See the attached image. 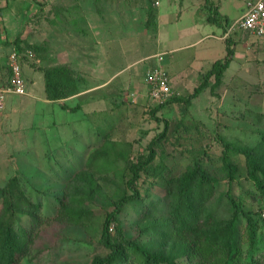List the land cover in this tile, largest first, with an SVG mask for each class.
<instances>
[{"label": "rangeland", "instance_id": "obj_1", "mask_svg": "<svg viewBox=\"0 0 264 264\" xmlns=\"http://www.w3.org/2000/svg\"><path fill=\"white\" fill-rule=\"evenodd\" d=\"M27 1L33 3V7L21 28L32 46L22 54L23 71L38 70L35 72L38 80L32 89V96L10 94L4 105L0 104V211L2 190L9 179L16 177L26 196L33 202L41 203L44 218L35 230L32 251L20 264H91L94 257L107 255L109 250L101 238L103 221L113 209L115 200L124 193L131 194L132 190L127 186L132 175L130 166L149 155L151 148L154 158L140 171L135 182L140 197L125 205L118 215L126 237L149 251L161 248L158 230L168 224L169 203L173 201L177 179L188 168L198 164L215 177L208 207L217 217L226 219L232 214L233 207L227 195L229 191L240 209L257 220L256 254H259L264 248V196L248 177L242 154H230L237 165V172L232 183H229L222 168V154L224 142L250 147L259 141L260 133H264V40L242 30H234L231 43L236 46L235 49H239L236 60L240 59L237 65L235 60L225 72L221 83L214 90L210 84L189 102L169 103L153 115L151 110L155 103L150 99L129 96L138 88L140 92H145L141 76H136L140 82L136 83V87L131 83L116 85L123 76L142 69L144 72L151 66L152 59L131 64L152 46L147 45L148 42L145 45L135 43L139 40L151 41L148 39L153 37L155 25L148 26L146 22L148 8L143 5L137 8V3L131 10L134 0ZM85 10L93 18L95 28H99L100 17L105 23L104 16H111L114 22H109L108 29L113 27L114 33L117 27L124 40L130 42L134 38L136 46L125 49L119 59L110 65L111 69L120 66L123 70L113 84L102 88L99 93L105 103L95 106L105 109L102 107L101 112L93 113L87 108L77 134L74 136L71 126L68 134L67 130L61 131L60 134L64 136L59 139V147H48L44 145V140L51 143L56 136L39 135L42 132L40 124L45 120L69 119L73 125L74 117L79 116L80 112L58 113L59 106L56 105L53 114H39L41 109L37 105L44 94L43 76L39 70L68 64L75 68L78 83L81 84L86 74L83 64L88 61L89 53L93 58L92 66L98 64L99 56L91 51L98 44L100 32L90 34L85 30V19L77 17ZM212 42L217 49H212L204 57V68L226 54L225 44L220 40L209 38L203 46ZM196 49L177 53L172 58H178L180 64L183 61L190 64L192 60L202 57ZM190 66H196L195 62ZM0 69L1 87L6 83L9 71L6 66ZM25 78L28 82L26 74ZM188 84L181 92L172 88L171 97L186 98L200 82ZM28 89L31 91L26 84L27 92ZM92 95V99L96 100L97 94ZM24 98L29 101L24 103ZM83 99L81 97L79 102L69 105H74L72 108L80 106ZM63 103H60L62 107L72 109L66 104L67 101ZM48 130L52 132V128ZM163 131L164 135L160 137ZM68 137L69 142L63 141ZM155 138L152 147L148 148ZM85 143H88V150L79 161L85 153ZM76 163L78 166L74 165ZM77 171H84L86 175L75 181ZM60 198L68 202L71 210L86 212L84 224L66 222L61 216L59 218ZM22 223L27 225V217L22 218ZM244 223L243 218L241 225ZM110 235L115 241L119 239L115 228ZM128 253L129 261L120 264L143 263L137 250L128 248Z\"/></svg>", "mask_w": 264, "mask_h": 264}, {"label": "trees", "instance_id": "obj_2", "mask_svg": "<svg viewBox=\"0 0 264 264\" xmlns=\"http://www.w3.org/2000/svg\"><path fill=\"white\" fill-rule=\"evenodd\" d=\"M213 15L217 16L216 11ZM154 17L153 11L149 9L148 26L155 25ZM212 20L215 22L216 18ZM13 43L23 63L22 54L28 49L27 47L32 45L21 40L19 36L14 39ZM233 55L234 49L227 41L225 56L213 62L192 94L186 98L171 97L165 102L156 103L151 110L152 114L155 115V112L169 103L183 100L189 102L210 84L211 89L214 90L221 83ZM41 71L48 99L60 100L79 92V80L68 64L42 67ZM77 107L72 109L76 110ZM157 120L160 121L159 118ZM163 135L164 131L159 136ZM154 140L156 138L150 141L148 148L152 147ZM231 152L242 154L245 157L247 175L264 196V133H260L259 141L250 147L234 146L229 142H224L222 168L226 172L229 183H232L237 172V165L230 156ZM85 154L86 151L79 161ZM153 158L154 150L151 148L149 155L130 166L132 175L127 181V186L132 192L131 194L124 193L113 202V209L107 213L102 225L101 238L109 252L103 257H94L91 264H120L129 261L128 248H133L140 253L142 264H264V248L256 254L258 252L256 250L257 220L250 213L240 209L228 193L229 191L227 195L233 207L232 214L226 219L217 217L216 213L208 207L215 177L198 164L188 168L177 179V187L172 194L174 198L169 203L171 209L168 224L162 225L163 228L158 230L161 248L149 251L126 237L118 215L125 205L140 197L135 182L140 171ZM74 175L77 181L81 176L86 175V172L77 171ZM1 198L0 264H20V261L32 251L35 243V230L44 220L41 215V203L33 202L26 196L16 177L8 180L2 190ZM59 203V218L61 216L63 220L70 223H85L83 217L85 215L86 218V212L80 209L71 210L64 198H60ZM23 217H27V225H23ZM243 218L245 223L242 226ZM111 226L116 229L119 237L117 241L110 237L109 228Z\"/></svg>", "mask_w": 264, "mask_h": 264}, {"label": "crops", "instance_id": "obj_3", "mask_svg": "<svg viewBox=\"0 0 264 264\" xmlns=\"http://www.w3.org/2000/svg\"><path fill=\"white\" fill-rule=\"evenodd\" d=\"M32 1L37 3L35 0ZM247 1L249 0H144L145 4H143V0H140V2L134 0L133 2L135 4L132 3L133 8H131V10H134L137 3H139L138 6H136L137 8H140L143 5V7L146 9L148 8V10H152L155 16V26L152 33V39H148L151 41L139 40V42H135L136 44L143 43L144 45L148 42L147 45L150 44V46H152L148 48V52L134 59L131 64L133 65L146 59H152L153 61L151 62V66L148 68L150 69L152 67L158 66L166 71L170 79L171 87L176 89L178 92L185 90V87L189 85L188 83L201 82L200 78L203 77V74L206 73L212 66L210 65V67L204 68V65H206V59H204V57L209 55L212 49H217L213 42L210 43L211 45L203 46L204 42L209 38L220 40L225 44L226 50L227 41L231 43L235 35L234 33L227 35L229 27L228 25L235 23L244 14ZM32 4L33 3H30L27 0H19L17 3L13 0H0V67L6 66L8 71V53L10 54V52L14 49V39L19 36L21 40L31 44V42L27 39L26 33H22L21 27L28 17L29 10H31L33 7ZM17 6H19V8ZM214 11H216L217 16L213 15ZM78 14V18L85 19L86 22L83 27L88 33L96 34L98 31L100 32V38H98L97 41L98 44L94 45L95 50H89L95 56H99V61L98 64L92 66L91 60H93V58H90L91 56L89 53L88 61H85V64H83V70L86 74L83 75L85 77L83 79V83H79V92L60 100H51L47 98L45 92L44 76L41 70H39L43 76L44 91V94L40 97V102H38L37 105V107L41 109L39 114L45 116L53 114L55 112L54 107H56V105L59 106L57 107L59 108L58 113L63 111L67 113L80 112L79 116L77 115L74 117L73 125L69 119H53L52 121L45 120V122L41 123L42 125L40 124L42 132L39 133L40 130L39 132L36 130L39 135L52 134L54 137L56 136L55 139H52L51 143H48L46 140H44V145H49L48 147H59V139L60 137L64 136L60 134L61 131L67 130L68 134L71 126L73 127V132H75V136L79 131L78 129L80 128L79 125L81 124V119L83 120V117H85V110L87 108H90L93 113H99L103 110V106V108L97 107L101 103H105L104 98L99 96V93L101 92L102 88L113 84L114 81L121 76L119 73H121L123 70V68H120V66L111 69L110 65L119 59L125 49H133L136 46L134 43V38H131L130 42H128V40L125 41L122 32H120L118 29L116 30L117 27L115 28L114 33L112 32L113 27L110 26L108 29L109 22H114L113 19L110 18L111 16H104L106 18L105 23H102L103 20L100 17L99 28H95V22L93 24L94 20L88 11L85 10L83 13ZM214 17L216 18L215 22L212 20ZM116 23L118 22L116 21ZM231 47L234 49V55L225 72L229 70L233 63H235L236 52L239 50L235 49L236 46L232 45V43ZM189 49H196L195 51H197L199 55L202 54V57L192 60L190 64L185 61L180 64V61L177 60L178 58H172L173 55L180 52L182 53ZM239 59L236 60V65L239 63ZM214 61L215 60L212 61V64ZM194 62L196 66H190ZM245 65L246 64L244 63V66ZM71 69L74 70L75 68L71 66ZM1 70L2 69H0V71ZM147 70L143 72L142 69L140 72H134L132 74L130 73L129 75L123 76L116 85L131 83L134 85V87H136V83H140L137 81L138 79L136 80V76H141V83H144L143 86L145 92H140L138 88L135 91H132L129 96L133 98L137 97L150 99L149 86L144 81V76ZM37 71L38 70L30 71L28 69L23 71V76L27 87L29 86L31 88V91L28 89V92L25 96H32V89L38 80L37 76L35 75V72ZM25 74L28 77V82L25 78ZM93 93L97 94L96 100L92 99ZM81 97L84 98V102L79 106V108H77V110L64 108L60 104H64L63 101H67L66 104L68 105L70 103L73 104L75 102H79ZM7 100L11 102L9 98H7ZM22 101L26 103L29 100L24 98ZM14 103L18 102L15 101ZM95 104H97V106H95ZM2 105H4V102ZM69 106L70 108L74 107V105ZM50 128H52V132L48 130ZM46 131L47 133L44 134ZM68 140L69 137L63 141ZM63 141L61 143H63ZM55 142L58 143L53 145ZM85 144L86 147L84 151H87L88 143Z\"/></svg>", "mask_w": 264, "mask_h": 264}, {"label": "built area", "instance_id": "obj_4", "mask_svg": "<svg viewBox=\"0 0 264 264\" xmlns=\"http://www.w3.org/2000/svg\"><path fill=\"white\" fill-rule=\"evenodd\" d=\"M239 29L258 39L264 40V0H249L246 4L244 14L235 23L228 27L227 35ZM29 55L32 52L28 50ZM9 77L6 83L0 87V104L7 95H26V82L23 76V63L21 55L13 49L8 57ZM145 83L149 86V96L153 103L167 101L173 91L170 79L166 71L160 67H152L147 70L144 76ZM113 230V226L109 228Z\"/></svg>", "mask_w": 264, "mask_h": 264}]
</instances>
